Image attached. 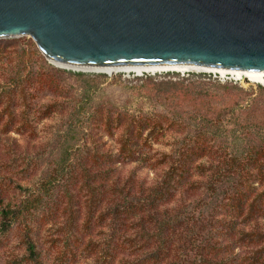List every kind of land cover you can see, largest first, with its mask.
Here are the masks:
<instances>
[{
    "label": "trees",
    "instance_id": "16d2710c",
    "mask_svg": "<svg viewBox=\"0 0 264 264\" xmlns=\"http://www.w3.org/2000/svg\"><path fill=\"white\" fill-rule=\"evenodd\" d=\"M174 77H119L111 82L123 99L108 92L114 84L106 75L54 69L34 44H0L1 137L38 139L43 122L65 120L53 169L33 188L14 183L25 194L20 203L4 204L13 176L0 173V243L21 229L27 253L11 264H44L33 237L40 211L56 189L76 184L83 156L104 165L99 174L86 171L93 197L104 187L102 197L117 199L98 220L112 216L118 244L103 249L97 264H112L116 254L118 264H264V86ZM2 142L9 161L0 160V169L25 178L38 166ZM128 163L155 177L142 179L136 169L116 177V164ZM191 192L200 196L172 207ZM92 199L94 210L99 199ZM54 262L68 259L58 253Z\"/></svg>",
    "mask_w": 264,
    "mask_h": 264
},
{
    "label": "water",
    "instance_id": "95a60500",
    "mask_svg": "<svg viewBox=\"0 0 264 264\" xmlns=\"http://www.w3.org/2000/svg\"><path fill=\"white\" fill-rule=\"evenodd\" d=\"M23 36L69 65L264 71V0H0V39Z\"/></svg>",
    "mask_w": 264,
    "mask_h": 264
},
{
    "label": "rangeland",
    "instance_id": "374dc122",
    "mask_svg": "<svg viewBox=\"0 0 264 264\" xmlns=\"http://www.w3.org/2000/svg\"><path fill=\"white\" fill-rule=\"evenodd\" d=\"M4 42L19 46L29 43L34 44L35 47H37L34 40L28 36L0 39V44ZM45 60L51 67L57 70L90 75H106L109 77V82L118 80L119 77H121L122 80H133L136 77L148 75L154 77L157 76L160 79H164L165 76L168 79H175L176 77L174 76L178 74L181 77L188 74H195L212 76V78L218 79L222 82L229 81L239 83L245 88L260 85V83H254L248 80L236 81L230 76H218L214 73L212 74L203 71H192L187 73L163 72L157 74H144L141 76L136 73L117 72L112 76H109L108 74L101 72H78L75 70L64 69L57 67L46 58ZM62 77L66 86L75 85L76 78H73L70 75H63ZM111 84H114V86H110L108 92L116 97L126 99L127 94L117 86L118 84H115V82H111ZM64 121L65 120L61 117H58L43 122L38 126L40 131L38 139H30L26 136H20L13 133L2 137L0 135L3 144H5V142H10V144L15 147L16 154H19L22 158L26 157L25 159L30 158L31 160H35L38 163V166H35L25 178L22 177L21 173L15 172L14 175V172L8 173L6 170L0 169L1 174L10 177L13 176V179L11 178L13 183L9 184L5 192L1 194L4 204H18L25 197L24 193L15 189L16 184L14 183L18 181L24 187L33 188V184L40 177L48 174V172L53 169L61 151L60 139H56L55 135L63 130ZM0 160L7 162L9 161V157L1 153ZM77 163L81 165V167L76 184L69 185L67 188L60 187L56 189L53 198L48 200V203L46 202V206L41 209V214H39L38 217V225L36 226L37 228L33 237L37 243L38 251L42 254L44 264H55L54 260L56 255L63 252L68 259V264H97L99 263L103 249L109 244L116 248V245L118 244L116 225L112 220V216L104 219V221L101 218L98 220V217L101 216V212L107 207H113L116 204L117 199L110 193L102 197L100 192L105 190L103 189L104 187H97V193L93 197L86 183L88 182L86 171L89 175L99 174L104 169V165L93 162L90 158L85 156L81 157ZM134 169L138 171L140 178L147 181H151L155 177L154 171L143 166L140 167L137 163L116 164V177H125L128 175V172ZM135 192L136 191L133 190V193ZM198 196H200V194L192 192L185 193L180 197L179 202L172 203V207H177L181 203H192L198 198ZM92 198L99 199V203L95 205L94 210L91 203L93 200ZM23 235L24 232L21 229L15 230L11 232L8 241L0 243V264H11L16 257L17 259H21L27 254L22 241ZM91 241L97 245L95 250L88 248V244ZM236 250L239 253L244 252L243 247H237ZM115 256V259L112 260V264H118L117 254Z\"/></svg>",
    "mask_w": 264,
    "mask_h": 264
},
{
    "label": "bare ground",
    "instance_id": "6f19581e",
    "mask_svg": "<svg viewBox=\"0 0 264 264\" xmlns=\"http://www.w3.org/2000/svg\"><path fill=\"white\" fill-rule=\"evenodd\" d=\"M53 64L74 69L81 70L85 72H101L106 74H114L117 72L125 73H136L137 75L144 74H157L163 72H209L214 73L218 76H230L235 80H243L244 78L250 79L254 83H264V71H242V70H230V69H221V68H211V67H200L192 65H168V66H125V67H87V66H77L61 63L58 61L50 60Z\"/></svg>",
    "mask_w": 264,
    "mask_h": 264
}]
</instances>
